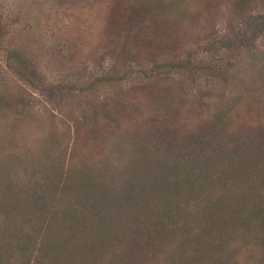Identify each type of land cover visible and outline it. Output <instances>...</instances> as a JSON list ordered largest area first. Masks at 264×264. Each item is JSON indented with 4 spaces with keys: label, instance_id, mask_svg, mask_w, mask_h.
I'll list each match as a JSON object with an SVG mask.
<instances>
[{
    "label": "rangeland",
    "instance_id": "rangeland-1",
    "mask_svg": "<svg viewBox=\"0 0 264 264\" xmlns=\"http://www.w3.org/2000/svg\"><path fill=\"white\" fill-rule=\"evenodd\" d=\"M133 1L0 0V264H264V169L179 180L264 143V0Z\"/></svg>",
    "mask_w": 264,
    "mask_h": 264
},
{
    "label": "trees",
    "instance_id": "trees-1",
    "mask_svg": "<svg viewBox=\"0 0 264 264\" xmlns=\"http://www.w3.org/2000/svg\"><path fill=\"white\" fill-rule=\"evenodd\" d=\"M135 4L137 5L136 0H134L132 2L131 7L133 8ZM131 7H130V9H131ZM1 26H2V23L0 22V28H1ZM258 35H260V34H256L254 36V38L258 37ZM10 57L12 60H14L16 62V64L17 63L22 64L25 62L24 61L25 58H24L23 54L18 50H10ZM22 70H23V72H27L28 68H25ZM27 75H28V73H27ZM212 130H213L212 128L210 131L207 130L208 135L204 136V137L206 138L205 142H207V143L209 142L208 144L211 145L212 148H210L209 150H211V153H213L214 156H212L211 159L205 158L203 156V154H204L203 150L202 149L199 150V146H197V148L195 147V149H191L190 151H185L183 153V156L186 157L185 162H186L187 166L185 167V172L183 174L179 173L180 174V177H179L180 178L179 179L180 184L195 186V181H197L201 178L210 179L211 176L209 175V173H210L211 169H216L217 167H220V166L224 167L225 170H223V172L221 173L220 177L217 180L224 182V183H229L231 180H232L231 182H233L234 180H237L239 178L244 179L243 181L246 182V179L248 178L249 174H250V176H249L250 178H254L256 176L257 171L264 169V157L263 158H255L256 157L255 154L257 155L260 152L259 147L261 148V146L264 145V143L262 145L261 144H254L253 137L251 135H249L248 140H246L247 142L245 144L241 143L242 145L240 146V148L236 147L237 146L236 145L234 148L224 149L222 146L223 139H232V138H234V135H236V134H232L231 132H222V130H223L222 128H217V130L220 132H216L213 134ZM224 136H225V138H224ZM202 139H201V141H202ZM263 140H264V137H263ZM247 146L251 147V151L246 152V153L247 154L252 153L253 156H251L249 164L247 166H245L243 159H239V161H240L239 162L238 160H234L233 158H236L237 156H239V153L245 152ZM254 149L256 150L255 154L252 152V150H254ZM202 157L205 159H202ZM176 159L179 160V157ZM174 168H175V166H174ZM242 172H244V174L248 173L246 175V177H243V176L239 177ZM136 174L138 175V172ZM136 177L137 176L135 175L132 180H134ZM263 177H264V173H263ZM260 178H262V177H260ZM260 178H254V180L260 179ZM39 194L40 193L37 194V193L33 192L32 196L34 197L36 195L37 197L35 199H38V198H40ZM14 202H16V201H14ZM13 204L14 203H12V204L10 203L9 209L16 210L20 207V205H18V203H16L17 205L16 204L13 205ZM9 212L12 213V211H10V210H9ZM219 220L222 222V225H220L221 228H225L224 227V225H225L224 221L225 220H223V219H219ZM160 222L161 221H156L154 223V227L152 226L153 227L152 231L157 232V227L162 226V229L166 230V231L164 232V234L162 235L161 238L164 239V237H166V239H172V237H174L175 230H172V229L168 228L167 226H165V223L163 225H161ZM53 228L55 230L57 227H53ZM44 229H46V227ZM71 231H70L71 237L75 238L76 237V235L74 234L75 232L73 230H71ZM58 233L60 234V232H58ZM49 240H51V239L49 237H47V239L45 241L46 246H49V244H50L48 242ZM196 243L197 244H193L194 246L193 245L192 246L195 248V250H198L199 249L198 247H200L202 244L201 237ZM45 247L43 248V247H41V245H37V246L35 245V247L31 248V250H33V253L35 252L36 255L40 258L42 255H44L46 252H48L47 250H45ZM177 248L179 251H178L177 256L174 259L175 264H197L199 259L196 256H192L191 260L188 261L187 263L184 261V257L187 258V244L186 243H180Z\"/></svg>",
    "mask_w": 264,
    "mask_h": 264
}]
</instances>
